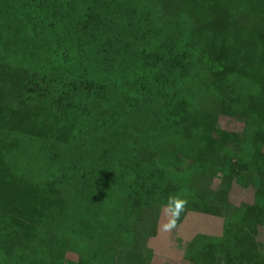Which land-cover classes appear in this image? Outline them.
Here are the masks:
<instances>
[{
  "label": "rangeland",
  "instance_id": "1",
  "mask_svg": "<svg viewBox=\"0 0 264 264\" xmlns=\"http://www.w3.org/2000/svg\"><path fill=\"white\" fill-rule=\"evenodd\" d=\"M181 25L158 20L145 0H0L1 57L107 87L104 105L81 106L87 111L67 143L24 141L7 158L15 173L35 181L54 178L65 195L78 198L69 214L80 221L69 220L67 213L58 231L68 239L63 264H190L185 243L202 236L222 241L224 226L236 224L247 206L264 209L246 175L235 177L226 165L216 169L197 159L192 143L169 142L162 118L156 117L158 97L184 99L191 108L217 116L216 128L230 133L227 161L244 165L252 152L264 153V142L242 141L243 122L233 114L255 86L230 76L234 95L228 99L205 90L208 78ZM126 68L139 81L131 92ZM126 94L142 105L137 115L119 104ZM148 118L159 123L148 126ZM167 153L175 165H169ZM136 177L145 191L157 185L156 198L164 201L153 211L139 209V199L124 194L121 187ZM170 195L188 204L178 227L164 233L159 225ZM254 240L264 250V227ZM41 252L0 251V264H45Z\"/></svg>",
  "mask_w": 264,
  "mask_h": 264
},
{
  "label": "trees",
  "instance_id": "2",
  "mask_svg": "<svg viewBox=\"0 0 264 264\" xmlns=\"http://www.w3.org/2000/svg\"><path fill=\"white\" fill-rule=\"evenodd\" d=\"M145 1L161 22L176 20L182 24L184 37L195 49L196 64L208 78L205 90L228 99L234 95L228 84L230 76L255 86L256 91L249 93L240 110L233 114L243 122L244 143L249 140L257 146L264 142V0ZM125 70L130 77L129 92L134 91L139 81L132 71ZM108 97L102 83L54 75L37 66L10 63L0 56L1 252L42 251L47 256L45 264H63L68 239L59 232L62 233L67 213L69 220L80 221V216L69 214V207L78 198L65 195L54 178L35 181L15 173L7 158L14 156L24 141L67 143L77 128L78 117L87 111L81 106H102ZM158 98L161 113L156 117L162 118L169 142L192 143L190 151L197 159L216 169L226 165L227 172L235 177L246 175L256 190V202L264 206V153L252 152L251 160L244 165L227 161L230 133L216 128L217 116L203 108H191L184 99ZM119 101L134 108L136 115L141 112L142 105L134 96L126 94ZM147 120L148 126L159 123ZM175 154L172 152V156ZM168 156L169 165H175L174 158ZM144 184L136 177L121 188L129 199H139V209L141 205L142 209L153 211L164 200L156 198L157 185L149 192ZM116 206L112 207V215ZM208 212L217 215L213 209ZM101 224L96 223L98 227ZM259 227H264V209L247 206L236 224L224 226L222 241L202 236L185 243V259L190 264H264V250L254 240Z\"/></svg>",
  "mask_w": 264,
  "mask_h": 264
},
{
  "label": "clouds",
  "instance_id": "3",
  "mask_svg": "<svg viewBox=\"0 0 264 264\" xmlns=\"http://www.w3.org/2000/svg\"><path fill=\"white\" fill-rule=\"evenodd\" d=\"M188 201L180 195H170L162 209V222L159 227L164 233H170L178 227L181 214L185 211Z\"/></svg>",
  "mask_w": 264,
  "mask_h": 264
}]
</instances>
